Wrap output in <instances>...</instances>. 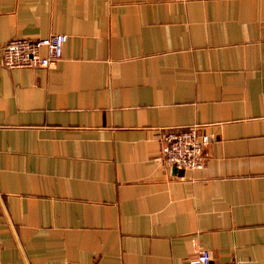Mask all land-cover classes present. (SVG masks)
<instances>
[{
    "label": "crops",
    "instance_id": "obj_1",
    "mask_svg": "<svg viewBox=\"0 0 264 264\" xmlns=\"http://www.w3.org/2000/svg\"><path fill=\"white\" fill-rule=\"evenodd\" d=\"M51 33L0 66V264H264V0H0V44ZM191 123L204 166L161 160Z\"/></svg>",
    "mask_w": 264,
    "mask_h": 264
},
{
    "label": "built area",
    "instance_id": "obj_2",
    "mask_svg": "<svg viewBox=\"0 0 264 264\" xmlns=\"http://www.w3.org/2000/svg\"><path fill=\"white\" fill-rule=\"evenodd\" d=\"M188 1V0H179ZM65 34L51 33L38 39L11 38L0 44V66L49 67L61 57ZM45 50L42 52V50ZM159 157L179 168H202L204 148L210 137L199 123L169 128L160 136ZM190 264H222L211 259L206 248H198Z\"/></svg>",
    "mask_w": 264,
    "mask_h": 264
}]
</instances>
